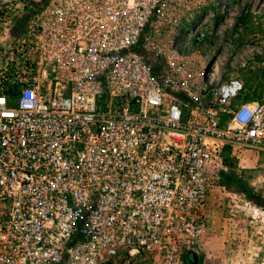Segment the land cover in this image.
<instances>
[{"label": "built area", "instance_id": "built-area-1", "mask_svg": "<svg viewBox=\"0 0 264 264\" xmlns=\"http://www.w3.org/2000/svg\"><path fill=\"white\" fill-rule=\"evenodd\" d=\"M30 2L0 85V264H197L225 157L264 151V96L192 70L206 29L174 0Z\"/></svg>", "mask_w": 264, "mask_h": 264}, {"label": "rangeland", "instance_id": "rangeland-1", "mask_svg": "<svg viewBox=\"0 0 264 264\" xmlns=\"http://www.w3.org/2000/svg\"><path fill=\"white\" fill-rule=\"evenodd\" d=\"M174 4L182 17L203 23L206 29L203 41L193 44L192 70L202 71L203 63L208 61L211 67L218 61L221 80L237 77L244 81L241 100L261 99L264 0H174ZM39 12L30 0H0L1 86L16 75L12 51L29 26L36 27ZM22 65L20 61L18 67ZM225 164L228 177L211 188L205 207L208 244L197 264H264V208L255 205L264 204V151L231 149ZM240 185L253 194L251 200Z\"/></svg>", "mask_w": 264, "mask_h": 264}, {"label": "trees", "instance_id": "trees-1", "mask_svg": "<svg viewBox=\"0 0 264 264\" xmlns=\"http://www.w3.org/2000/svg\"><path fill=\"white\" fill-rule=\"evenodd\" d=\"M226 174H227V173L224 174V180H226V178L228 177ZM231 175H232V174H231ZM231 175H230V176H231ZM240 186H241V185H240ZM241 188L243 189V191H245V193H246V195L248 196L249 200H251V197L253 196V194H252L250 191H248L247 189H245L243 186H241ZM255 205L264 208V204H257V203H255Z\"/></svg>", "mask_w": 264, "mask_h": 264}, {"label": "bare ground", "instance_id": "bare-ground-1", "mask_svg": "<svg viewBox=\"0 0 264 264\" xmlns=\"http://www.w3.org/2000/svg\"><path fill=\"white\" fill-rule=\"evenodd\" d=\"M216 71L219 72V65L216 66Z\"/></svg>", "mask_w": 264, "mask_h": 264}, {"label": "water", "instance_id": "water-1", "mask_svg": "<svg viewBox=\"0 0 264 264\" xmlns=\"http://www.w3.org/2000/svg\"><path fill=\"white\" fill-rule=\"evenodd\" d=\"M196 258V257H195Z\"/></svg>", "mask_w": 264, "mask_h": 264}]
</instances>
